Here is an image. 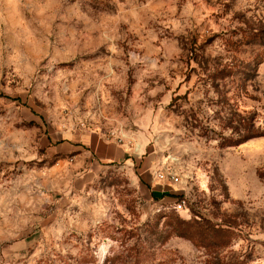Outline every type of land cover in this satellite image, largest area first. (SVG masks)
Wrapping results in <instances>:
<instances>
[{
  "label": "rangeland",
  "instance_id": "1",
  "mask_svg": "<svg viewBox=\"0 0 264 264\" xmlns=\"http://www.w3.org/2000/svg\"><path fill=\"white\" fill-rule=\"evenodd\" d=\"M85 130L128 161L56 169ZM0 264H264V0H0Z\"/></svg>",
  "mask_w": 264,
  "mask_h": 264
},
{
  "label": "crops",
  "instance_id": "2",
  "mask_svg": "<svg viewBox=\"0 0 264 264\" xmlns=\"http://www.w3.org/2000/svg\"><path fill=\"white\" fill-rule=\"evenodd\" d=\"M60 145V146H59ZM58 145L56 153L59 164L66 167L65 170H75L79 172L85 179L94 177L99 174L104 168L128 161L129 148L125 145L118 144L114 139L107 138L104 135L93 131L69 132L64 140ZM146 184L151 185L149 193L154 197L162 193L150 179H146ZM183 190L166 191L171 196L184 195ZM167 197L158 199V204H170Z\"/></svg>",
  "mask_w": 264,
  "mask_h": 264
},
{
  "label": "built area",
  "instance_id": "3",
  "mask_svg": "<svg viewBox=\"0 0 264 264\" xmlns=\"http://www.w3.org/2000/svg\"><path fill=\"white\" fill-rule=\"evenodd\" d=\"M110 138L114 139L118 144H121V145H124L125 144L124 142H126L124 135L122 133L113 132L110 134ZM157 178L161 180H167L168 182H171V183H177L179 181V177L172 173H167L166 175L159 173L157 174ZM171 207L176 213L188 212V209L186 207V199L182 196H179V199H177L172 204Z\"/></svg>",
  "mask_w": 264,
  "mask_h": 264
},
{
  "label": "trees",
  "instance_id": "4",
  "mask_svg": "<svg viewBox=\"0 0 264 264\" xmlns=\"http://www.w3.org/2000/svg\"><path fill=\"white\" fill-rule=\"evenodd\" d=\"M181 226H184L185 228H181ZM208 229L209 227H207V225L201 227L199 223L193 221L191 223L178 222V225L174 227L173 231L175 230V235L177 234L176 236L193 238L197 237V235L202 237L207 233Z\"/></svg>",
  "mask_w": 264,
  "mask_h": 264
}]
</instances>
